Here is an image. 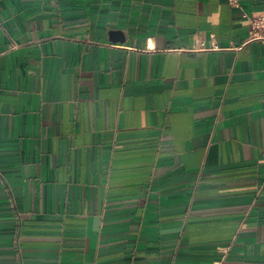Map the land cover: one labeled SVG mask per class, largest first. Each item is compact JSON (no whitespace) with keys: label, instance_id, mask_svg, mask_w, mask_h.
<instances>
[{"label":"crops","instance_id":"0c3cea01","mask_svg":"<svg viewBox=\"0 0 264 264\" xmlns=\"http://www.w3.org/2000/svg\"><path fill=\"white\" fill-rule=\"evenodd\" d=\"M262 10L0 0V264H264Z\"/></svg>","mask_w":264,"mask_h":264},{"label":"built area","instance_id":"2783aa9c","mask_svg":"<svg viewBox=\"0 0 264 264\" xmlns=\"http://www.w3.org/2000/svg\"><path fill=\"white\" fill-rule=\"evenodd\" d=\"M243 16L250 23L249 40H257L264 44V10L253 13L244 12Z\"/></svg>","mask_w":264,"mask_h":264}]
</instances>
